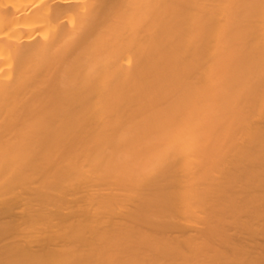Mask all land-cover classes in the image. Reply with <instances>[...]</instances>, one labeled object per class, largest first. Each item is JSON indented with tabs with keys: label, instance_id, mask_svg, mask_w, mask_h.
I'll return each instance as SVG.
<instances>
[{
	"label": "bare ground",
	"instance_id": "bare-ground-1",
	"mask_svg": "<svg viewBox=\"0 0 264 264\" xmlns=\"http://www.w3.org/2000/svg\"><path fill=\"white\" fill-rule=\"evenodd\" d=\"M0 264H264V0H0Z\"/></svg>",
	"mask_w": 264,
	"mask_h": 264
}]
</instances>
